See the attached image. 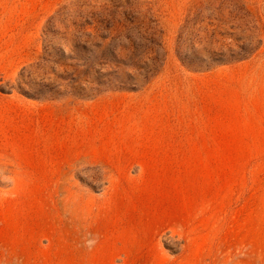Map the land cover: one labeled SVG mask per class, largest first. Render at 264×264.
Instances as JSON below:
<instances>
[{"label":"rangeland","instance_id":"rangeland-1","mask_svg":"<svg viewBox=\"0 0 264 264\" xmlns=\"http://www.w3.org/2000/svg\"><path fill=\"white\" fill-rule=\"evenodd\" d=\"M0 264H264V0H0Z\"/></svg>","mask_w":264,"mask_h":264}]
</instances>
